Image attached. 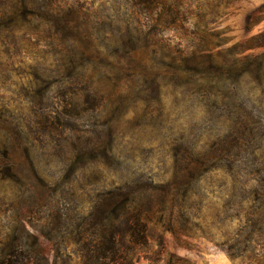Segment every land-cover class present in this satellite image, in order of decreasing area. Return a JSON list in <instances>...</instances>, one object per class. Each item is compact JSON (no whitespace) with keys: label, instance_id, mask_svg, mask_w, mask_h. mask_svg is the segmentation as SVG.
Wrapping results in <instances>:
<instances>
[{"label":"rangeland","instance_id":"obj_1","mask_svg":"<svg viewBox=\"0 0 264 264\" xmlns=\"http://www.w3.org/2000/svg\"><path fill=\"white\" fill-rule=\"evenodd\" d=\"M117 188L168 193L125 264H264V0H0V264Z\"/></svg>","mask_w":264,"mask_h":264},{"label":"trees","instance_id":"obj_2","mask_svg":"<svg viewBox=\"0 0 264 264\" xmlns=\"http://www.w3.org/2000/svg\"><path fill=\"white\" fill-rule=\"evenodd\" d=\"M116 189L105 193L94 205L93 212L83 224H93L97 239L86 243V258L89 264H125L129 251L147 241L146 220L156 202L165 203L168 193L155 189L154 193L142 197L133 192L122 193ZM130 248V249H129ZM129 249V250H128ZM17 252H12L14 256ZM2 264H24L6 260Z\"/></svg>","mask_w":264,"mask_h":264}]
</instances>
